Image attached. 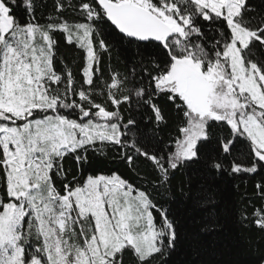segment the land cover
Masks as SVG:
<instances>
[{"label":"snow or ice","instance_id":"snow-or-ice-1","mask_svg":"<svg viewBox=\"0 0 264 264\" xmlns=\"http://www.w3.org/2000/svg\"><path fill=\"white\" fill-rule=\"evenodd\" d=\"M233 223L264 237V0H0V264H240Z\"/></svg>","mask_w":264,"mask_h":264},{"label":"trees","instance_id":"trees-1","mask_svg":"<svg viewBox=\"0 0 264 264\" xmlns=\"http://www.w3.org/2000/svg\"><path fill=\"white\" fill-rule=\"evenodd\" d=\"M71 165V161L67 162ZM115 167V165H110ZM121 171L124 169L121 167ZM240 183V182H237ZM233 199L237 203V207H242L244 204H248L249 208L251 203H259L253 198V188L251 183H240V187ZM231 239L236 242L232 247L231 255L233 258L239 260L240 264H263L264 263V237L255 229L248 230L242 227L239 223H233L231 225ZM200 243L205 248H215L219 251V245L221 244V238L215 233L205 234L199 237ZM194 240L190 235L185 240L183 247L178 250L173 256L169 257V264H187L189 260L197 259L194 254ZM203 259H211L210 255L203 256Z\"/></svg>","mask_w":264,"mask_h":264},{"label":"rangeland","instance_id":"rangeland-1","mask_svg":"<svg viewBox=\"0 0 264 264\" xmlns=\"http://www.w3.org/2000/svg\"><path fill=\"white\" fill-rule=\"evenodd\" d=\"M264 264V263H263Z\"/></svg>","mask_w":264,"mask_h":264}]
</instances>
